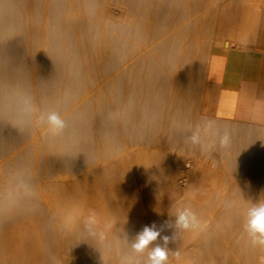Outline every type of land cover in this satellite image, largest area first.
I'll use <instances>...</instances> for the list:
<instances>
[{
	"label": "rangeland",
	"instance_id": "1",
	"mask_svg": "<svg viewBox=\"0 0 264 264\" xmlns=\"http://www.w3.org/2000/svg\"><path fill=\"white\" fill-rule=\"evenodd\" d=\"M67 2L0 0V18L9 19L12 27L16 77L11 111H6L7 100L0 102V159L11 153L8 160L0 161V174L11 176L13 185L7 189L0 182V232L4 231L0 235L8 232L14 237L22 229V217L28 216L32 221L25 228L51 227L48 231H53V217L60 214L56 210L40 214V202L27 192L34 176L42 178L50 171L60 177L71 174L82 161L96 155L114 162L122 157L124 164L116 167V177H123L124 188L102 198L108 214L113 216L118 207L134 221L129 230L141 232L155 225L162 236L171 237L173 230L166 222L175 219L173 215L184 203L193 204L201 220L208 216L207 226L180 231L168 245L172 254L167 264H241L229 253L228 244L221 251L222 259L215 262L205 252L215 247L221 250L214 243L226 233L236 237L234 249L239 258L254 246L243 224L247 209L264 202V121L215 120L204 68L208 55L225 46L264 56V0ZM242 10L251 16L244 17ZM43 15L48 23L46 39L45 27L40 31ZM85 74L87 97L64 112ZM231 74L229 69V78ZM53 112L61 113L66 125L55 135L46 122ZM209 119L219 133H230L228 147H220L218 140L210 149L186 143L191 129ZM26 134H35L37 141H29ZM136 146L140 151L134 154ZM197 165L199 177L192 179ZM182 176L188 177L185 184ZM98 213L104 222V212ZM62 220L57 223L79 225L73 215L67 218L71 224ZM61 224L60 229L67 227ZM128 232L120 239L109 233L108 240L115 239L104 241V246L99 243L95 264L109 260L122 264L124 258L143 264L147 251L133 253L130 243L134 239ZM155 243L162 241L158 238Z\"/></svg>",
	"mask_w": 264,
	"mask_h": 264
},
{
	"label": "bare ground",
	"instance_id": "2",
	"mask_svg": "<svg viewBox=\"0 0 264 264\" xmlns=\"http://www.w3.org/2000/svg\"><path fill=\"white\" fill-rule=\"evenodd\" d=\"M1 2H2V0H1ZM67 3L69 5H73V0H68ZM2 4L4 5V3H2ZM0 11L2 13V10H0ZM3 14H4V12H3ZM44 17H45V15L42 16V23H41L40 31H42V29H44V27H45V29L43 30V33H44L43 37H44V39H46V37H48L47 34L49 32L47 33V31H46V28H47L46 24H48V23L45 22ZM24 19H23V22H24ZM29 20H30V18H29ZM30 22H28V23H30ZM30 27H32V26H30ZM11 28L12 27H11V23H10L9 19L4 18L1 20V18H0V102L7 100V102L5 103V106H6L5 108L7 109L6 111L10 110V104H11L10 99L12 98L13 82L16 79V77L14 78V73H13V71H14L13 70L14 56H13V34L11 31ZM26 31H28V30L26 29ZM33 34H35V33H33ZM34 40H35V38H34ZM82 77H84V76H82ZM86 77L87 76L85 74V78H84L85 81L83 82V84H81L77 95L75 97L72 96L74 99H73V101H71L72 103L69 105L67 110L64 112H68L73 106L76 105L78 100L82 99L83 96L86 94V91H87V78ZM37 78H39V76ZM82 81H81V83H82ZM88 81H89V79H88ZM14 83H16V82H14ZM78 83H80V81ZM88 83H90V82H88ZM75 85H77V84H75ZM89 85H91V84H89ZM60 114L61 113H59V116H60ZM32 133H34V132H32ZM26 137H29L28 138L29 141L36 140L35 134H31L30 136H27V134H26ZM14 148L15 147H13V150H14ZM139 148H140L139 146H136L134 148L133 153L134 154L137 153V150H139ZM17 150H18V148H17ZM10 154H5V156H3L0 159V161L8 160V158L10 157ZM83 158H84V156H83ZM106 160H105V157L102 158L101 155H96L93 158L85 159L79 165L77 164L78 166L77 167L75 166L76 168L74 167L75 169L71 174L68 173L67 175L60 177L58 175V173H55V172L51 173V171H50V174L49 173H48L49 175L47 174L48 176L44 175L42 178H39L40 176L39 177L34 176L33 180L31 178L30 180H32V181H31V184L29 185L27 192L29 191L31 193V195H34L38 199V201L40 202V210H39L40 214H42L43 211H47L46 214L48 215V212L54 211V213H55V210H56V212H59L60 216L58 218L57 217L54 218L51 215L53 217V223H54L53 231H48L51 227H49L48 230H45L46 228L45 229L44 228H28L27 229V228H25L28 225L27 223L31 222L32 220L30 221L28 219L29 218L28 215H27L28 218L22 217L23 221L21 222V225L18 224L22 229H20L18 234H16L14 237H10L7 234L8 232L6 234L0 235V241L2 240V242L0 243V264H95L93 258H94V255L96 253V250H99V243H100V246H104L101 244L106 240L109 242V241L115 239V237H117L119 239L120 238H126L128 231H131L130 234L128 232L129 238L134 239L135 236L139 233L138 232L139 229H135V230L130 229L129 230V227L134 222L133 219L130 218V216H128V214L125 210L119 211L118 207H117V210L115 211V214H113V216H111L112 214H108L107 208L105 207V206H107V204L105 205V203H106L104 201L105 199H102L104 194L107 193V194L111 195L112 193H115L116 189L124 188V179H122L123 177L120 179H118L116 177V174H117L116 169L118 168L119 164H121V165L124 164L122 157H120L118 159V161L115 160L116 162L113 161L114 159L110 160L111 162L106 161ZM53 161H55V160H53ZM200 170H201L200 166L197 165L195 172H194V175H193L194 178H192V179H197L199 177ZM37 175H38V173H37ZM40 175H41V173H40ZM61 175H63V174H61ZM8 176L9 175L3 176L0 174V182L2 183L1 185H4L7 189H9L10 187L12 188V186H13L11 183V179H10L11 176L10 177H8ZM190 178H191V175H190ZM187 179H188V177L184 176V180H185L184 184L187 182L186 181ZM168 181H170V180H168ZM181 183L183 184V182H181ZM196 185H198V183ZM18 188H19V186H18ZM120 191H121V189H120ZM14 193L16 194V191ZM196 193H197V191H196ZM17 195H18V193H17ZM21 195H23V194H21ZM6 199H5V201H6ZM102 201H104L105 203H103ZM107 202H108V200H107ZM2 203H4V202H2ZM35 203H37V202H35ZM176 205H177V203H176ZM192 205L190 203H184L183 204L184 208H191L194 211ZM32 210H33V208H32ZM100 210L104 212V214H103L104 222L102 221V219L98 213ZM33 211H31V212H33ZM30 214L31 213H29V215ZM198 214H200V213H198ZM72 215L77 220L76 222H78V224H79L78 227L75 228L73 226V228H72V227H68L67 225H65V226H67V227H65V226H63V224L57 223V221H61L62 219L66 220V222H67V218H69V217L71 218ZM93 216H94V221L91 219V218H93ZM207 217L208 216H206V218H204L202 220L199 217L198 218L202 222H204L207 219ZM32 218H35V217L33 216ZM48 218H49V216H47V219ZM201 218H203V216ZM19 220H21V218H19ZM34 220L36 221L37 218ZM48 220H47V222H48ZM13 222H15L14 219H13ZM42 222H43V220H42ZM66 222H65V224H66ZM69 222H67V223L71 224L72 221L70 223ZM105 223H107V224H105ZM59 224H61V226L65 227V228L61 227L62 229H60ZM18 225H17V227H18ZM133 225L134 224H132V226ZM12 227H13V225H12ZM32 227H35V226H32ZM132 228H134V226ZM11 229H13V228H11ZM43 230L46 233V237H42V233L44 232ZM1 232H4V231H1ZM113 232H114L115 237L112 235V237H114V238L111 240H108L107 235H109V233L113 234ZM242 232H244V231L242 230ZM12 234H10V235H12ZM235 239H236V237L233 235H229L228 233L224 234L222 236V238L220 239V241L218 240L219 241L218 243H214V245L218 244L217 247H218V249H221V250H216V247H215L214 250L210 249L208 252H205V256L207 255L206 257H208L210 260H213L214 262L219 260V259H222L221 254H223L224 252L221 253V251L226 246V244H228L229 248H230L229 253H233V255L235 256L234 258H235V260H237V262L240 261L241 264H252V263L253 264H264V247H261L259 245H254L252 249H250L249 251L244 253V256L239 258L238 257L239 254H237L238 252L234 249V246H235L234 244H236ZM205 245H206V243H205ZM212 246H213V244H212ZM202 247L205 248V246H202ZM210 248H212V247H210ZM223 251H224V249H223ZM224 256L227 257L226 255H224ZM228 258H229V256H228ZM224 259L226 260L227 258H224ZM232 259H233V257H232ZM225 260H223V261H225ZM209 262L211 263L212 261H209ZM225 262H227V261H225ZM112 263H113V261L109 260L107 264H112ZM228 263L230 264L231 262L228 261ZM198 264H200V263H198Z\"/></svg>",
	"mask_w": 264,
	"mask_h": 264
},
{
	"label": "crops",
	"instance_id": "3",
	"mask_svg": "<svg viewBox=\"0 0 264 264\" xmlns=\"http://www.w3.org/2000/svg\"><path fill=\"white\" fill-rule=\"evenodd\" d=\"M241 14L251 16L245 10ZM262 31L264 34V26ZM204 78L212 90L211 111L215 120L264 121V56L225 46L208 55Z\"/></svg>",
	"mask_w": 264,
	"mask_h": 264
},
{
	"label": "clouds",
	"instance_id": "4",
	"mask_svg": "<svg viewBox=\"0 0 264 264\" xmlns=\"http://www.w3.org/2000/svg\"><path fill=\"white\" fill-rule=\"evenodd\" d=\"M46 122L48 130L54 135L59 134L66 127L64 121L54 112L48 114ZM217 140L220 147H228L230 133L228 131L219 133L214 122L209 119L191 129V134L187 136L186 143L193 147L210 149L215 146ZM173 217L174 220L166 222L168 227L173 230L171 237L162 236L161 230H158L155 225L145 226L130 243L131 251L136 255H142L147 251V258L143 264H167L168 257L172 254L168 245L177 239V234L180 231L203 230L207 226L206 222H202L191 208L178 209ZM91 219L94 221V216ZM243 228L253 245L264 247V202L247 209L244 214ZM158 238L162 243L154 244ZM122 264H133V261L124 258Z\"/></svg>",
	"mask_w": 264,
	"mask_h": 264
},
{
	"label": "built area",
	"instance_id": "5",
	"mask_svg": "<svg viewBox=\"0 0 264 264\" xmlns=\"http://www.w3.org/2000/svg\"><path fill=\"white\" fill-rule=\"evenodd\" d=\"M183 180H184V177L180 181H183Z\"/></svg>",
	"mask_w": 264,
	"mask_h": 264
}]
</instances>
